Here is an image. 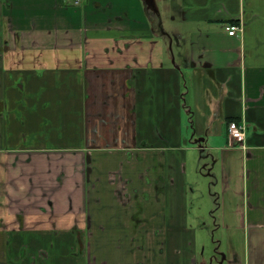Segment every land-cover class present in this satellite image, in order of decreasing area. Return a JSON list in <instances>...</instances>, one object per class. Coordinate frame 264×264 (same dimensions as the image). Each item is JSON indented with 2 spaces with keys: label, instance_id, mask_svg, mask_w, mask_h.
Instances as JSON below:
<instances>
[{
  "label": "crops",
  "instance_id": "obj_1",
  "mask_svg": "<svg viewBox=\"0 0 264 264\" xmlns=\"http://www.w3.org/2000/svg\"><path fill=\"white\" fill-rule=\"evenodd\" d=\"M191 150L264 264V0H0V264H212Z\"/></svg>",
  "mask_w": 264,
  "mask_h": 264
},
{
  "label": "rangeland",
  "instance_id": "obj_2",
  "mask_svg": "<svg viewBox=\"0 0 264 264\" xmlns=\"http://www.w3.org/2000/svg\"><path fill=\"white\" fill-rule=\"evenodd\" d=\"M205 161V152L190 151L187 173L190 182L189 203H191L192 211L188 216V222L197 229L199 258L204 257L207 259L214 255L213 260H215V258H222V255L217 252H224L225 234L223 235L222 227L214 225V222L218 220L219 210L210 192L215 190L216 186H212L210 189V177L206 174V167L203 166ZM191 189L193 190L191 191ZM199 222H206V225L201 226ZM215 262L216 260L212 264H215Z\"/></svg>",
  "mask_w": 264,
  "mask_h": 264
},
{
  "label": "built area",
  "instance_id": "obj_3",
  "mask_svg": "<svg viewBox=\"0 0 264 264\" xmlns=\"http://www.w3.org/2000/svg\"><path fill=\"white\" fill-rule=\"evenodd\" d=\"M74 1L77 2V0ZM225 29L228 34L234 35L237 30L240 29V26L236 24H227L225 25ZM245 128L246 127L244 122H238L235 120L229 121L227 126L229 137L237 141H242L244 137Z\"/></svg>",
  "mask_w": 264,
  "mask_h": 264
}]
</instances>
